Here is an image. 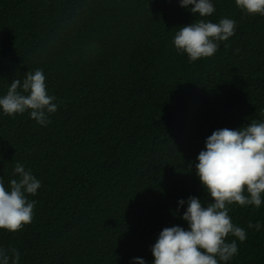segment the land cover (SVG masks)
<instances>
[{
  "label": "trees",
  "instance_id": "trees-1",
  "mask_svg": "<svg viewBox=\"0 0 264 264\" xmlns=\"http://www.w3.org/2000/svg\"><path fill=\"white\" fill-rule=\"evenodd\" d=\"M211 2L200 18L180 0H0V97L42 69L58 105L47 126L0 108V179L10 190L20 163L41 183L32 222L0 229L19 264H153L160 232L189 228L179 201L212 202L195 168L206 139L264 122V16ZM222 18L237 27L213 56L177 52L181 26ZM229 209L247 238H226L227 264H264V194Z\"/></svg>",
  "mask_w": 264,
  "mask_h": 264
},
{
  "label": "clouds",
  "instance_id": "clouds-1",
  "mask_svg": "<svg viewBox=\"0 0 264 264\" xmlns=\"http://www.w3.org/2000/svg\"><path fill=\"white\" fill-rule=\"evenodd\" d=\"M181 7L190 8L200 18L215 12L211 0H180ZM236 5L245 14L264 16V0H236ZM236 21L222 18L219 23L198 19L181 26L175 34L173 44L178 53H186L190 62L213 56L221 42L235 35ZM228 45L225 44V47ZM46 77L42 69L25 74L23 81L15 79L6 95L0 97V108L6 116L14 117L30 110V117L39 125L47 126L49 115L57 111L58 105L46 90ZM20 89V90H18ZM24 93H27L25 95ZM195 164L197 175L212 198L207 206L192 196L187 202L180 200L187 210L183 220L186 230L180 226L164 228L152 246L153 264H227L237 253L236 240L226 242L232 235L242 243L247 235L244 229L233 224L229 206L254 205L260 208L264 194V122L252 121L239 130L218 129L206 139ZM10 179V190L0 179V229L18 232L32 222L35 200L40 181L31 170L16 163ZM249 228L260 230L261 225L251 222ZM20 253L16 248H0V264H19ZM134 264H146L143 258H134Z\"/></svg>",
  "mask_w": 264,
  "mask_h": 264
}]
</instances>
